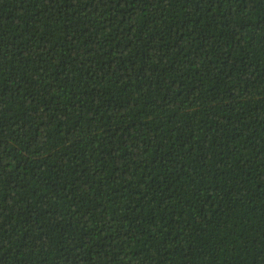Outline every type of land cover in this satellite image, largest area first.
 Segmentation results:
<instances>
[{
	"label": "trees",
	"instance_id": "1",
	"mask_svg": "<svg viewBox=\"0 0 264 264\" xmlns=\"http://www.w3.org/2000/svg\"><path fill=\"white\" fill-rule=\"evenodd\" d=\"M0 264H264V0H0Z\"/></svg>",
	"mask_w": 264,
	"mask_h": 264
}]
</instances>
